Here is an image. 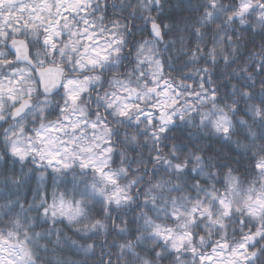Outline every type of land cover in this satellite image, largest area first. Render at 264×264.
Returning a JSON list of instances; mask_svg holds the SVG:
<instances>
[{"label": "snow or ice", "instance_id": "obj_1", "mask_svg": "<svg viewBox=\"0 0 264 264\" xmlns=\"http://www.w3.org/2000/svg\"><path fill=\"white\" fill-rule=\"evenodd\" d=\"M256 7L264 9V0H233L231 5L208 0L198 23H216L225 8L230 9L227 20L240 17L243 23ZM94 9V0H0V121L5 110L18 119L30 109L37 88L44 94L56 89L65 93L56 121L41 122L32 130L21 126L6 136L11 155L27 167L26 172L6 176V183L20 186L36 168L43 171L36 173L31 202H20L10 190L0 195V264H44L41 257H47V264H79L63 252L76 248L85 257L95 256V241L101 235L99 264H112L111 249L121 258L130 254L138 264L161 256L170 264H264V141L257 142L251 127L249 142L240 145L252 153L250 180L225 174L221 190L211 182V173L201 169L203 179L189 186L184 179L188 161H161L174 170L175 183L160 182L156 191L149 189L129 218L126 209L134 203L133 193L140 195L141 189L135 187L136 181L122 183L124 158L117 154L107 116L99 111L90 116L80 105L92 80L99 77L81 80L65 75V60L81 72L121 63L123 41L115 38L114 29L106 36L103 26L97 29ZM98 19L102 24L104 17ZM260 20L264 22V12ZM146 27L154 36L163 34L164 25L155 19L146 21ZM205 52L215 63L214 50L200 45L193 47L192 60ZM224 61L229 66L227 56ZM260 61L243 69L246 78L238 93L233 86L253 120H264V56ZM165 71L150 49H141L127 78L110 81L113 91L98 99L122 123L150 126L154 141L177 119L184 120L187 110L211 101L213 111L200 114L201 124L215 116L211 120L215 132L231 138V118L223 109L217 111L222 102L218 90L208 87L212 77L207 68L187 85L173 83ZM257 84L259 91L254 90ZM232 107L239 110L235 101ZM39 111L43 114V108ZM241 123L247 121L241 118ZM106 246L109 252L104 251Z\"/></svg>", "mask_w": 264, "mask_h": 264}, {"label": "clouds", "instance_id": "obj_2", "mask_svg": "<svg viewBox=\"0 0 264 264\" xmlns=\"http://www.w3.org/2000/svg\"><path fill=\"white\" fill-rule=\"evenodd\" d=\"M207 2L208 0H94L92 19L96 20L97 29L103 26L106 30L103 33L105 36L108 31L114 29L115 38L123 41L120 45L121 63L119 66L109 64L103 68H88L81 72L75 64L64 61L65 75L68 78L82 80L85 76L99 77L98 80H92L89 90L81 97L80 105L90 116L97 111L101 116H107V122L113 130L112 140L117 154L122 153L124 158L123 167L126 171L122 183L127 185L136 181L135 187L141 189L140 195L133 193L134 203L126 209L129 218L134 215L132 209L136 207V202H142L144 193H148L149 189L156 191L155 185L160 182L175 183L174 170L161 161H188L184 179L189 186L194 180L203 179L200 175L201 169L211 173L214 178L211 182L217 188H221L223 175L228 173L239 177L242 182L252 178L249 164L251 150L245 152L240 145L249 142V127L256 133L257 142L264 141V120L259 117L253 120L245 101L233 93V86L238 93L240 83L246 78L242 75L243 69H251L254 64H259L260 57L264 56V22L260 20L264 9L256 7L254 11L247 13L243 17V23L240 22V17L231 21L226 19L229 8L224 9L214 24L198 23ZM217 3L231 5L233 0H217ZM100 16L104 17L102 24L98 19ZM151 19L164 25L161 37L152 35L146 27V21ZM228 37H231V40ZM196 45L213 49L216 62L213 63L206 52L198 54L199 59L193 61L191 51ZM141 49H150L154 59L165 64V75L178 85L180 82L186 85L193 83L196 74L206 67L207 75L212 77L208 87L218 90V99L222 102L217 111L223 109L231 118V138H225L215 132L211 124L215 116L201 124L200 114L213 111L211 101L198 104L196 110H187L185 119H177L176 124L169 126L170 131L162 135L159 141L152 139L149 135L151 127L145 123H122L118 116L113 115L114 110L107 109L98 97H104L113 91V87L109 86L113 79L127 78L128 73L135 67L136 56ZM44 55L46 54L42 53V57ZM225 56L228 57L229 66L225 64ZM260 87L261 84H257L254 90L259 91ZM181 99L183 101L184 97ZM233 101L236 102L238 111L233 110ZM32 103L33 106L18 119H12L11 113L5 110V119L0 121V195H6L10 190L13 197H19L22 203L26 200L33 182L36 184V173L43 169L36 168L20 186L6 183V176L19 174L22 169L27 171L24 162L17 161L11 155L6 136L18 132L21 126L32 130L38 128L41 122L56 121L62 115L60 109L65 106V93L56 89L44 94L42 89L37 88L32 95ZM40 108H43V114L39 111ZM241 118L246 120L247 124L241 123ZM5 129L8 131L5 132ZM156 154H159L161 160L153 162L151 157ZM118 165L119 160L114 167ZM68 180H71L70 175ZM0 203L3 201L0 200ZM16 210L19 211L18 208ZM0 220H3V217H0ZM111 242L110 239L109 244ZM95 243V256L85 257L83 252L76 248L65 250L63 254L79 264H99L100 245L104 243L103 235L97 238ZM104 251L109 252V248L106 246ZM141 255L146 253L141 252ZM107 258L106 256L105 260ZM41 259L47 264V257ZM111 259L112 264H138L130 254L119 257L116 249H111ZM148 259L150 264H170V260L163 256Z\"/></svg>", "mask_w": 264, "mask_h": 264}, {"label": "trees", "instance_id": "obj_3", "mask_svg": "<svg viewBox=\"0 0 264 264\" xmlns=\"http://www.w3.org/2000/svg\"><path fill=\"white\" fill-rule=\"evenodd\" d=\"M34 187H35V183L33 182L32 188H34ZM49 190H50V184H49ZM26 200H27L28 202H31V200H32V195H31V191H30V190H29L28 193H27ZM37 230H39V229H37Z\"/></svg>", "mask_w": 264, "mask_h": 264}]
</instances>
